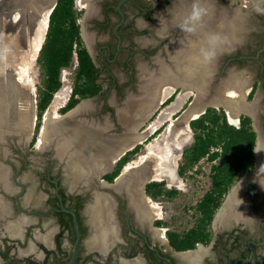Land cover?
Masks as SVG:
<instances>
[{"label": "flooded vegetation", "instance_id": "1", "mask_svg": "<svg viewBox=\"0 0 264 264\" xmlns=\"http://www.w3.org/2000/svg\"><path fill=\"white\" fill-rule=\"evenodd\" d=\"M244 1L76 0L80 35L98 69L97 82L101 85L96 96L84 99L91 100V104L78 119L93 121L97 127L112 125V131L120 132L121 112L133 102L139 108L135 113L138 125L147 120V112L159 110L177 92L165 100L160 98L158 92L167 85L166 80L157 79L161 73L164 77L165 68L196 60L197 64L216 66L211 82L214 93L225 84L221 85V80L229 74L232 82L242 78L241 74H249L250 78L243 80L250 83L251 90L237 125L243 116H248L255 131L259 128V133L264 134V9L258 6V0H247L246 8L239 7L238 2ZM194 3L206 13L196 30L188 31L184 24ZM18 5L19 0H0L1 95L4 103H11L12 112L14 106L17 110L11 116L10 127L0 130V144L9 148L6 156L0 153V160L5 159L10 167V176L2 170L6 176L0 179L4 183L3 187L0 185V196L4 197L0 201V264H70L77 233L73 214L64 209L78 215L82 233L75 264H264V179L256 174V155L254 170L232 186L216 211L211 242L201 244L202 248L190 254L175 251L167 234L166 241L163 240L158 232V219L151 224L152 216L143 210L147 185L164 180H152L143 188L138 186L137 191L136 178L130 179L127 190H121V184L118 187L128 195L114 193L110 202L103 200L96 189L104 182L111 183L105 178L117 163L96 183L73 187L71 179L65 176L64 164L56 158L55 149L30 151L26 135L31 128L16 124L22 111L19 104L26 103L24 91L28 86L21 85L17 67L27 52V40L38 22L39 8L32 7L30 12L28 4V10ZM225 17L230 22L227 29L234 32L232 42L223 40ZM209 34H217L220 40L215 55L206 60L202 53L209 47ZM180 67H177L178 79ZM150 80H153L151 90ZM143 100H147V105ZM220 108L226 111L223 106ZM68 112L60 111L62 115ZM108 130L105 132L110 134ZM231 206L236 207L241 217L231 212ZM96 237L100 244L95 242Z\"/></svg>", "mask_w": 264, "mask_h": 264}, {"label": "trees", "instance_id": "2", "mask_svg": "<svg viewBox=\"0 0 264 264\" xmlns=\"http://www.w3.org/2000/svg\"><path fill=\"white\" fill-rule=\"evenodd\" d=\"M79 17L76 0H58L50 15L45 41L37 58L41 84L37 90L38 122L33 143L41 128L43 114L63 86L64 70L76 65L72 93L67 104L61 108L62 113L70 111L82 100L96 96L101 90L97 82L98 69L80 35ZM254 93L255 89L250 99ZM171 101L172 97L167 102ZM190 128L194 140L183 151L178 173L186 176L188 171L206 160L212 163L211 185L196 205L198 216L194 226L183 232L167 231L170 245L177 252L195 250L198 244L208 245L211 242V225L224 197L232 186L255 168L258 134L250 117L243 116L239 125H234L229 122L224 109L209 107L203 115L190 122ZM140 148L138 146L122 157L105 179L114 182ZM146 193L153 200H158L162 196L173 197L178 192L167 189L164 182H151L146 187ZM164 225L161 220L157 222L159 227Z\"/></svg>", "mask_w": 264, "mask_h": 264}, {"label": "bare ground", "instance_id": "3", "mask_svg": "<svg viewBox=\"0 0 264 264\" xmlns=\"http://www.w3.org/2000/svg\"><path fill=\"white\" fill-rule=\"evenodd\" d=\"M30 10L32 11L31 8H30ZM50 10H51V8L48 9L45 13H43L44 11L41 12V10H36V13H39L38 22L36 24H34L35 25L34 31L30 30V32H32V33L29 34L30 36H29V39L27 40L28 41L26 44L27 45V52L23 54L24 58H22L23 60H20V62L18 64L19 67H17L19 69L18 76L20 77L19 80L21 82V85H25V84L29 83L30 69H31L33 63L35 62L38 53L40 52V48L42 47L44 40H45V37H46V34H47V30H48V26H49L48 15L50 13ZM28 18H30V17H28ZM15 20H17V18ZM30 28H33V27H30ZM28 32H29V30H28ZM190 59H192V57ZM191 62H193V60L187 61L188 64H190ZM195 62H196V60H195ZM166 69L167 68H165L164 73L166 72ZM175 69H177V67ZM177 70L175 71L173 68V72L175 71V73H174L175 79H177L179 77L177 74ZM180 70H181L179 72L180 76H181V78L184 79V81L185 80L187 82L192 81V83H194V86H195V84H197L198 93H197V97L195 99V105L190 110V112L187 115L183 116L181 119L174 121L171 125L172 127L174 125L179 124L181 127H183V130L185 129V131H183L181 133L184 134L186 131H190L191 130L190 129V119L198 117V115L203 111V108H201V107L199 108L198 105L200 106L204 103H208V104H205L206 106L207 105H212L215 107H220V106L222 107L223 106L228 112L229 119H230L231 123L232 124L238 123L240 112L242 110H245V104H243L242 97L245 94V90H246L245 84L246 83L243 79H240L241 77L238 79L235 78L236 81H234V82H232V80H229L228 83L223 84V86L221 87V89L218 90V92L214 93L213 89H212L213 87L207 81L204 83L201 82V84L203 83L202 85L198 84L199 81H197L196 83L194 82V78H196V73H193V75L190 76V75H186V73L189 71L188 69H185L183 67ZM164 75H166V74H164ZM165 78L169 80L170 77L165 76ZM181 78H179V79H181ZM166 79H163V80H166ZM168 80H166V81H168ZM152 82H153V80L152 81L150 80L148 83V87L150 88V90L152 89V86H151ZM201 86H203V87H201ZM1 89H2V86L0 85V91H1ZM171 90L172 89L168 88V86H167L165 88H162L158 93L161 96H162L161 93H163V97H165ZM1 93H2V91L0 92V130H3L4 127L5 128L10 127V125L12 124L11 121H13L11 119V116H13L15 114V112H12V110H11V108H12L11 103L8 102L9 103L8 104L5 102L6 103L5 104L4 101H2ZM151 93H152V91H151ZM221 94H223V98H222ZM163 97H160V98H163ZM142 102L144 103L145 101L143 100ZM146 102H147V100H146ZM145 105H147V103ZM88 106H89V104H84L79 110L74 112L75 114L73 113L74 114L73 116L71 115L70 118H68L66 121L60 122V123L59 122L57 123L56 121H59V118L61 117V115L56 114L55 112L46 115L45 121H44V126L42 128L41 143H43V145H46V146L53 144L54 146L57 147L56 150H57L58 155L60 157H62L63 159H67L69 162L72 161L74 167L79 168L80 170H82V168L84 167L83 165L85 164L86 168L84 167V169L88 170L90 174H93V173L95 174L98 172L101 173L102 171H104V169L107 168L106 159H107L108 155L113 156L115 154L116 156L113 157V159H116L117 155L119 156V154H121L126 148H129V147L133 146L134 144H141L140 143L141 140L145 137H144V134H141V135H137L135 138H134V135H129V136L127 135L121 139H120V137L114 138L110 134L108 135V133L105 132V131H107L108 126H106L107 129L104 127H97V126H94L92 124L93 121H89L87 119L86 120L85 119H82V120L78 119L79 117H77V116H80L79 114L85 112V110L87 109ZM138 109L139 108L137 107V105L134 104L133 102H131V103H129L127 109L122 111V113L126 112L125 115L124 114H122V115L124 116V119L127 123L128 122L130 124L133 123V121L135 119V113L138 111ZM18 114H19V118H20L21 113H18ZM24 118H25V126H26L28 124V121H29L28 115L25 114ZM54 120H55V122H54ZM33 122H34V119L31 122V126L28 125L31 128V130L33 128L32 127ZM48 125H49V127H48ZM131 140H132V142H130ZM171 146L172 145L170 144L169 147L165 148L166 151L164 154L161 155V157L160 156L155 157L154 156L155 155V148L150 146L148 148L147 155H144L140 159L139 162L128 164L125 167L124 176H125V174H128L131 170L135 169L136 167L140 166L141 164H144L143 165L144 167L142 168V170L138 171V173L134 172L136 174H134V175L131 174L125 181L120 183L121 184L120 189L121 190H127L129 187L128 181L130 179L136 178L135 181L137 183L139 180H142L143 183L151 181V180H158L160 178L159 175H161V173H162L160 171L163 168L162 165H165L166 162H169V161L174 162V166H177L178 158L177 159L172 158L173 154H172ZM161 152H162V147H161ZM161 152H160V154H161ZM259 156H260L259 164H260V167H262V172L260 175H263V176H261V178L264 179V152H263V150H262L261 154H259ZM151 157H152V159H151ZM148 159H151L150 162L148 163L149 167L147 166V160ZM157 161H159V163H156ZM150 164L154 165L155 167H153V168L150 167ZM163 170H164V168H163ZM157 171H159V172H157ZM5 176H6L5 172L0 170V179L1 180L5 179ZM143 187L144 186H142V188ZM143 196H144V192H143ZM155 206L150 205L151 209L156 208ZM231 212H233V214L235 216H238V217H241V215H242L236 209L235 206H231ZM229 215H231V214H229ZM151 216H153V214ZM164 230L160 229L158 231L160 234V237L163 240H165V236H164V232H163ZM95 242L100 244V239L98 237H96ZM195 252H197V251H195ZM192 254H193V252H192Z\"/></svg>", "mask_w": 264, "mask_h": 264}, {"label": "rangeland", "instance_id": "4", "mask_svg": "<svg viewBox=\"0 0 264 264\" xmlns=\"http://www.w3.org/2000/svg\"><path fill=\"white\" fill-rule=\"evenodd\" d=\"M258 2H259L258 6L264 9V0H260V1L258 0ZM246 3H248L247 0L244 1L242 4L238 2L239 4L238 6L239 7L243 6V8H246L248 6ZM42 5L43 3L37 0L36 2H34L32 7H37L39 8V9L36 8L37 10H41V8L44 7V5L43 6ZM28 7H29V11L31 12L30 8L32 9V7L30 6V4L28 5ZM227 19L228 17H225L222 22L223 28L225 27L227 28V24L230 23L229 20ZM223 40H224V37H223ZM38 56H39V53L36 57L35 62L33 63L30 69V73H29L30 80H29L28 86H25L27 91L26 90L24 91V93H26V103L25 105L22 102L19 104V108L22 111L19 112L21 113L20 118L18 117L19 122L16 123L17 126L20 125L24 127L25 126V118H24L25 114L28 115V120H29L26 126L28 125L31 126V122L34 119V122L32 125L33 128L28 138L29 139L28 148L30 149L31 152H36L38 150H41L44 146H46V145H43V143H41V136H42L41 129L43 127V121L46 115L54 113V112L56 114L62 115L59 110L67 104L71 96L72 89H73V82H74V73L76 69V65H74L72 68L66 69L63 71L62 73L63 86L56 93L52 104L43 114L42 121H41V128L38 134L36 135V140L33 143V140L35 137L36 124L38 122V110H37V92L38 91L37 90H38L39 85L41 84L40 69L37 64ZM190 56L193 57L192 55ZM192 64L193 62L190 63L191 68L194 67V66L192 67ZM208 66L209 64L207 65L199 64L196 66V69H195L196 72H194L196 73V78H194L195 83L200 80V76H202V73H204L203 74L204 77L206 76V73H205L206 71L204 69L206 67L210 68V66L209 67ZM213 70L216 71L217 68L216 69L214 68ZM229 70H232V68H229ZM241 75H242L241 79L250 78L249 74L244 73ZM177 79H175L174 77L176 84L180 81V79L178 80ZM206 81H207L206 79L202 80L203 83ZM207 82L211 84L213 80L212 81L208 80ZM182 84L183 85L185 84L184 86L191 84L192 86H188V88L183 89L182 87L180 88V86L168 85V83L166 82L165 86L167 85L168 88L172 90L165 97H163V93H161L162 96L160 95V97H163L162 98L163 100H165L168 97V95L173 94L175 90H177V92L173 94L171 102H166L159 110H153L150 114V117L146 121H144L143 126L140 128L139 131L140 132L147 131L148 138L143 144H141L142 150L140 151V153L137 156H134L132 160L128 163V164H131V163L139 162L140 159L144 155H147L148 148L150 146L155 148L154 156L161 157V155L164 154L166 151L165 148L169 147L170 144L172 145L171 146L172 154H173L172 158L174 159L178 158L177 166H174V162H171V161L166 162L165 165H162L164 170L163 168L160 170L162 173L161 175H159L160 178L158 180L159 181L164 180V183L167 189L177 190L178 193L173 197L162 196L158 200H153L149 196H145L144 198H142L143 199L142 200L143 210L149 215L153 214V216L151 217L150 223L152 224V222L155 219H158V221L161 220L162 222L165 223L164 226L159 227V229H162V230L165 229L163 231L164 236H165V241H166V234L168 230L176 231V232H183V231L189 230L190 228L194 226L196 217L198 216L196 209H195L196 205L210 188V176H211L212 163H209L206 160H203L201 163H199L195 167V169L188 171L186 176L178 175L179 165L182 162L183 151L186 147H188L189 145L193 143L194 139H193L192 130L186 131L183 134L181 133L185 131V129L183 130V127H181L179 124L174 125L173 127L171 125L174 121L180 118V116L189 107L190 103L194 100V98L197 97V93H196L197 87L195 88L196 84L194 86V83H192V81L191 82L186 81L185 83H182ZM245 87H246L245 95L247 96L249 91L251 90L250 83L248 84L246 83ZM218 109H220V107H218ZM226 114L228 116L229 122L231 123L228 112H226ZM237 124H234V125H237ZM258 129L259 128H257V130ZM161 147H162V152H161ZM36 158L39 159V156H37ZM151 159H148L147 162L149 163ZM156 163H159V161H157ZM147 166L149 167L148 164ZM150 166L152 168L155 167L154 165H151V164ZM134 174L136 173H133V175ZM239 184L242 185L243 181H241ZM145 201H147L146 204H145ZM150 205H154V206L156 205L155 206L156 208L151 209Z\"/></svg>", "mask_w": 264, "mask_h": 264}, {"label": "water", "instance_id": "5", "mask_svg": "<svg viewBox=\"0 0 264 264\" xmlns=\"http://www.w3.org/2000/svg\"><path fill=\"white\" fill-rule=\"evenodd\" d=\"M37 0H19V5H18V7L20 8V9H27V7H26V4H30V6L32 7V5H33V3L34 2H36ZM38 1H40V0H38ZM57 2H58V0H42V3H43V5H44V7H42L41 8V12H46L48 9H50L51 8V10H50V13H49V15H48V17H49V19H50V15H51V13L53 12V10H54V8L56 7V5H57ZM42 5V6H43ZM17 6V5H16ZM18 9V8H17ZM28 10V9H27ZM43 10V11H42ZM222 34H223V36L225 35L226 37H224V41H228V42H232V40H233V36H232V34H234V32L231 30V29H227L226 27L225 28H223V31H222ZM45 41V40H44ZM42 48V47H41ZM41 48H40V50H41ZM205 50V49H204ZM203 56V55H202ZM197 63H195V62H193V64H192V66H194L193 68H191V65L190 64H188L187 62H185V63H183L182 65L180 64V65H178L177 63H173V64H169L168 65V67H167V69H166V72L164 73V74H166V75H164V77L165 76H168V77H170L169 78V80L168 79H166V78H164L163 77V75H162V73L159 75V78L157 79V80H159L160 82H163V80L161 79V78H163V79H166V80H168V81H166L167 83H168V85H172V86H182V87H184V88H187L188 86H192L191 84H188V85H186V86H184L183 84H181V83H185L186 81H184V80H182V81H179L177 84L175 83V80H174V73H175V71L177 70V69H175L176 67H178V69H179V67L181 66V68H185V69H188L189 71L186 73V75H193V73L194 72H196L195 71V69H196V66L197 65H199V64H197ZM209 66H210V68H205L204 70L206 71L205 73H206V76L204 77L203 76V74L204 73H202V76H200V80H199V85L201 84V82H202V80L203 79H206L207 81L208 80H212L214 77V75L216 74V72H215V70H213L214 68H216V66H214V64H209ZM208 66V67H209ZM202 67V66H201ZM173 68H174V72L172 71L173 70ZM206 69H208V70H206ZM213 70V71H212ZM172 75V76H171ZM203 78V79H202ZM232 78V75L231 74H229L228 76H227V78L226 79H223V80H221V85L223 84V83H226V82H228V80H230ZM162 80V81H161ZM165 82V83H166ZM159 84H162V83H159ZM196 87H197V84H196ZM195 87V88H196ZM221 87L222 86H218L215 90H219V88L221 89ZM197 91H198V89H197ZM198 93V92H197ZM245 98H246V95L244 94V96L242 97V100L244 101V104H245ZM195 99L196 98H194V100L190 103V105H189V107L184 111V113L180 116V118L179 119H181L183 116H185V115H187L189 112H190V110L193 108V106L195 105ZM84 104H91V100H84V101H82L80 104H78L73 110H71V111H69L68 113H66V114H64V115H61V117L59 118V121H56L57 123L59 122H64V121H66L68 118H70V116L72 115H74L75 113V111H77V110H79ZM205 104H208V103H204V104H202V105H198V107L200 108H203V111L198 115V117H200L201 115H203L206 111H207V109L209 108V107H214V108H218V107H215V106H212V105H205ZM159 105H160V103H159ZM253 105H255V104H248L247 106H253ZM14 112L15 111H17L16 110V108H15V106H14ZM154 110H156V109H154ZM153 110H150L149 112H147V114H146V116H145V118H149L150 117V114H151V112H152ZM242 112V111H241ZM240 112V115L242 114ZM74 113V114H73ZM122 114H126V112L125 113H122L121 112V115ZM247 114H251L250 112H247ZM252 116H253V118H255V115L252 113ZM122 117L123 118H121L120 119V124H121V131L119 132V131H112L113 129L112 128H114L112 125L110 126H108V129L110 130H108L109 132H111L110 133V135L112 136V137H114V138H118V137H120V139L121 138H124L125 136H129V135H134V138L137 136V135H141V134H144V137L145 138H143L142 140H141V142L140 143H143L147 138H148V135H147V131H145V132H138L139 131V129L141 128V125H142V123L144 122V121H142L140 124H138V125H136L135 123H136V119H134V121H133V123H127L126 121H125V119H124V116L122 115ZM198 117H195V118H191L190 119V122L192 121V120H194V119H197ZM32 120V119H31ZM44 121H45V119H44ZM44 121H43V126H44ZM53 121V120H52ZM54 122H55V120H54ZM50 124V123H49ZM54 124V123H53ZM48 127H49V125H48ZM43 128V127H42ZM41 131H42V129H41ZM257 132H258V139H257V144H256V149H255V155H256V158H257V168H256V174L257 175H259V176H263V175H260L261 174V172H262V167H260V164H259V158H260V156H259V154H261V152H262V150H263V152H264V134L263 133H259V131L257 130ZM29 135H30V131H28V133H27V135H26V138H27V140H28V138H29ZM109 135V134H108ZM130 142H132V140L130 141ZM129 142V143H130ZM2 145H4V146H2ZM138 144H134L133 146H131V147H129V148H126L121 154H119V156L117 155V157H116V159H113V157H115L116 155L114 154L113 156L112 155H108L107 156V159H106V162H107V168H106V170H104V171H102L101 173H95V174H90L89 173V171L88 170H86V169H84V167L86 168V165L84 164L83 166V168H82V170H80L79 168H76V167H74V165H73V163H72V161H68L67 159H63L62 157H60L59 155H58V152H57V150H56V148L55 147H53V145L52 146H49V145H47V146H44L41 150H38V151H36L37 153H41V152H43L44 150H45V147H46V149H50V148H53V150L56 152L55 154H56V158L58 159V162L60 163V164H64V170H65V176L67 177V178H69V179H71V185L74 187V186H76V187H85V186H88L91 182H97L98 181V179H100V177H102L103 176V173H107L109 170H112L113 169V167H114V165L122 158V157H124L129 151H131L132 149H134L136 146H137ZM124 148V147H123ZM3 153L4 154V156H6L8 153H9V148H8V146L7 145H5V144H0V153ZM144 164H141V166H138V167H136L135 169H133V170H131L128 174H125V176H124V170H125V167H124V170L121 172V174L114 180V182L113 183H103V185L102 186H98V188L96 189V192H99L100 193V195L103 197V200H107V201H110V202H113V195H114V193H117V194H124V193H126L127 194V192H125V191H120V190H118L117 188H118V186H119V184L120 183H122L123 181H125L131 174H133L134 172H138V171H140V170H142V168L144 167L143 166ZM0 170H5L6 171V173H7V175H8V177L10 176V167H9V165L6 163V161H5V159L4 160H0ZM8 179V178H7ZM152 181V180H151ZM151 181H148V182H142V180H139L138 181V183L136 182V185H135V190H137V188H138V186L139 187H142V186H144V185H146L147 183H149V182H151ZM243 181V180H242ZM8 183V182H7ZM0 185H1V187H3L4 186V183L3 182H1L0 181ZM3 185V186H2ZM104 187V188H103ZM5 188V187H4ZM103 189H106V190H103ZM1 190V189H0ZM102 190V191H101ZM5 191H7V190H5ZM101 191V192H100ZM138 191V190H137ZM0 193H1V191H0ZM128 195V194H127ZM97 194H96V197H95V201L97 200ZM2 200H4V197H3V195L2 196H0V201H2ZM65 211H67V212H70L71 214H73V216H74V227H75V231H76V233H77V239H76V242H75V245H74V250H73V254H72V257H71V261H70V264H75L76 263V260H77V257H78V251H79V246H80V244H81V242H82V233H81V229H80V225H79V220H78V215L74 212V211H72V210H67V209H64ZM197 248L199 249V248H202V245L201 244H198V246H197ZM192 252H195V250H189V251H185V252H182V253H192ZM170 264H172L171 262H170Z\"/></svg>", "mask_w": 264, "mask_h": 264}, {"label": "clouds", "instance_id": "6", "mask_svg": "<svg viewBox=\"0 0 264 264\" xmlns=\"http://www.w3.org/2000/svg\"><path fill=\"white\" fill-rule=\"evenodd\" d=\"M206 10L199 6V4L194 3L192 7V11L189 16L186 18L184 27L187 28L188 31H195L197 26L202 21L203 16L205 15ZM220 37L217 34H209L208 43L209 47L203 51V55L205 59H211L215 55V46L219 42Z\"/></svg>", "mask_w": 264, "mask_h": 264}, {"label": "crops", "instance_id": "7", "mask_svg": "<svg viewBox=\"0 0 264 264\" xmlns=\"http://www.w3.org/2000/svg\"><path fill=\"white\" fill-rule=\"evenodd\" d=\"M7 182H8V180H7ZM7 185H8V183H7ZM3 201V200H2ZM106 232H109L108 230H106ZM108 236H106V238H107Z\"/></svg>", "mask_w": 264, "mask_h": 264}]
</instances>
